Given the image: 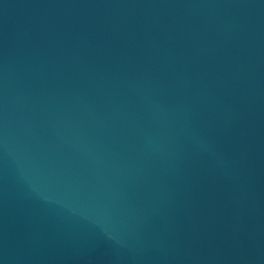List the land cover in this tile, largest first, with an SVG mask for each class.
Segmentation results:
<instances>
[{
  "label": "water",
  "instance_id": "95a60500",
  "mask_svg": "<svg viewBox=\"0 0 264 264\" xmlns=\"http://www.w3.org/2000/svg\"><path fill=\"white\" fill-rule=\"evenodd\" d=\"M0 264H264V0H0Z\"/></svg>",
  "mask_w": 264,
  "mask_h": 264
}]
</instances>
